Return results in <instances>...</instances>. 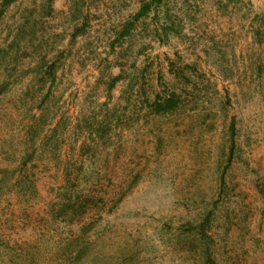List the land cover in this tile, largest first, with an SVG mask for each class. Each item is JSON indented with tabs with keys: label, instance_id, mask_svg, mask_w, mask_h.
Returning <instances> with one entry per match:
<instances>
[{
	"label": "rangeland",
	"instance_id": "1",
	"mask_svg": "<svg viewBox=\"0 0 264 264\" xmlns=\"http://www.w3.org/2000/svg\"><path fill=\"white\" fill-rule=\"evenodd\" d=\"M0 264H264V0H0Z\"/></svg>",
	"mask_w": 264,
	"mask_h": 264
},
{
	"label": "trees",
	"instance_id": "2",
	"mask_svg": "<svg viewBox=\"0 0 264 264\" xmlns=\"http://www.w3.org/2000/svg\"><path fill=\"white\" fill-rule=\"evenodd\" d=\"M161 108L163 109H159L160 112H162V110L168 112V111H172L174 110V108L177 106V101L174 98L169 99L166 104L164 105H159ZM235 129L234 125H233V130Z\"/></svg>",
	"mask_w": 264,
	"mask_h": 264
}]
</instances>
